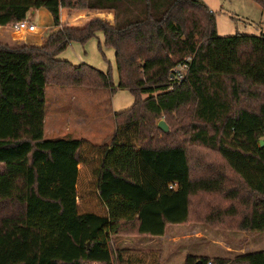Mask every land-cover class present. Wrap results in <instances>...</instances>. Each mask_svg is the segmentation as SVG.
Returning <instances> with one entry per match:
<instances>
[{
    "label": "trees",
    "instance_id": "16d2710c",
    "mask_svg": "<svg viewBox=\"0 0 264 264\" xmlns=\"http://www.w3.org/2000/svg\"><path fill=\"white\" fill-rule=\"evenodd\" d=\"M39 8L53 23L40 46L0 43V264H161L160 249L112 238L169 225L264 233V35L218 36L202 0H0V26ZM61 9L112 10L114 23L63 24ZM98 32L117 85L110 69L56 57ZM49 84L125 90L133 104L113 115L108 144L46 140ZM208 262L264 264V250L184 259Z\"/></svg>",
    "mask_w": 264,
    "mask_h": 264
},
{
    "label": "rangeland",
    "instance_id": "374dc122",
    "mask_svg": "<svg viewBox=\"0 0 264 264\" xmlns=\"http://www.w3.org/2000/svg\"><path fill=\"white\" fill-rule=\"evenodd\" d=\"M207 7L214 13L215 16V28L216 33L220 37L234 36L236 34H245L253 36L264 35V16L261 8L253 0H202ZM64 10V9H63ZM61 17V23L72 24L80 23L81 21L88 20L92 17H99L109 24L114 23V12L112 10H82L80 12L70 11ZM61 11V10H60ZM32 17V23L40 25L42 28L50 25L51 17L46 10L36 11L35 14H28ZM63 19V20H62ZM50 27V26H49ZM12 34L13 40H20L21 38L31 36L33 37V43L27 45H38L44 41L48 33L52 28L44 29L42 36L41 28L37 27L34 33L16 32L12 29L5 28ZM43 30V29H42ZM43 37V40H39ZM99 40L102 41L101 34H97L95 37L89 39L85 44L79 42H71L69 46L62 51L61 60H67L74 65L86 63L90 66L95 67L98 70H111V74L115 73V62H114V50L111 47L103 46L102 42V53L98 49ZM103 72V71H102ZM116 81V77H115ZM89 90V91H88ZM83 91V92H82ZM102 93V99L99 104H95V107L91 106L87 108L89 101L86 99L84 93ZM109 90L106 89H92L83 86H60L49 84L45 88V115L48 126L58 125L60 132L67 134L65 138L79 137L81 134L87 135V133H81L89 131V129L81 127L83 123L82 119H76L74 122L71 121L74 111L80 113L83 119L87 114V109L90 116V122L94 123L95 127L91 131L102 134L105 138H93L90 139L93 144H100V141H105L103 144L109 143L111 138L109 135L114 133L115 125L113 116L109 119L108 111L105 107L109 104ZM146 97L143 95L142 98ZM96 102V100H95ZM132 103V95L129 92H121L117 96V106L119 108H128ZM251 105V103H249ZM93 107V108H92ZM91 111L95 110L92 115ZM101 111V113L99 112ZM54 114L55 120L52 119ZM49 119V120H48ZM86 120V119H85ZM165 118L162 117L155 121L157 122ZM102 121V123H101ZM89 123V122H87ZM167 124V123H166ZM168 126V131H169ZM73 130V131H72ZM77 130L81 131L80 133ZM44 139L49 140L48 129ZM164 132V131H163ZM89 134V133H88ZM100 136V135H96ZM108 136V137H107ZM108 138V139H106ZM55 140V139H54ZM156 145L165 144L169 141L164 136L157 133L154 138ZM241 235H235V234ZM165 236L160 239H155L150 242L147 237L143 236H123L117 235L112 238L113 247L123 248H155L160 249L162 253L161 264H182L180 258L176 257L173 260V256H184L186 252L199 253L202 250L211 251L212 256H223L221 255V246L223 243H228L233 248H246L247 251L256 252L264 250V233H253L248 234L244 232H230L227 233L222 230L213 229L211 227L202 224H184V225H171L167 227ZM225 246V245H224ZM229 258L234 257V254L228 256Z\"/></svg>",
    "mask_w": 264,
    "mask_h": 264
},
{
    "label": "crops",
    "instance_id": "0c3cea01",
    "mask_svg": "<svg viewBox=\"0 0 264 264\" xmlns=\"http://www.w3.org/2000/svg\"><path fill=\"white\" fill-rule=\"evenodd\" d=\"M39 10H45L44 8H39V9H32V10H30V12L29 13H31V14H35V12L36 11H39ZM47 11V10H46ZM67 12V10H63V9H61V11H60V14H61V17L65 14ZM48 13V12H47ZM49 14V13H48ZM50 17H51V15H50ZM63 18V17H62ZM27 19L29 20V21H31V22H33L32 21V17H29V16H27ZM63 20V19H62ZM51 22H52V17H51ZM50 26V27H49ZM37 27L38 28H41L40 30L42 31V36H44L43 35V32H44V29L46 30V28L48 27L49 29L50 28H52L53 27V23H50V25H48L47 27H41L40 25H37ZM5 28H9V29H11L9 26H0V43H2V44H5V45H8V46H11V47H15V46H23V45H27V44H29V43H33L32 41H34V39H33V37H31V36H27V37H25L24 36V38H21L20 40H13V35L11 34L10 35V33L7 31V29H5ZM43 29V30H42ZM97 34H101V38H102V41H100L99 40V44H101V42L103 43V34L101 33V32H98ZM96 34V35H97ZM45 37V36H44ZM39 40H43V37L42 38H40ZM43 42H41V43H38L39 45H41ZM37 45V44H36ZM113 49V48H112ZM114 50V49H113ZM62 53V52H61ZM61 53H59L56 57L58 58V59H62L61 58ZM114 62H115V51H114ZM74 65V64H73ZM115 67H116V65H115ZM101 71H103V72H106V71H104L103 69L101 70ZM115 77H116V81H115ZM112 78H113V82H114V84L115 85H117V82H118V73H117V68H115V73H114V75H112ZM89 91V90H88ZM83 92V91H82ZM121 92H128V91H125V90H118V91H116L115 93H113V94H111L110 92V94H109V104L105 107V109L108 111V115H109V119L111 120V116H113L114 114H116V113H118V112H120V111H122V110H125V109H127V108H125V109H123V108H119L120 106H117V96H118V94L119 93H121ZM102 93H97L96 94V92H94V93H91V94H89V93H84V95H86V99L89 101V103H88V105L89 106H87V108L88 109H90L91 108V106H93V107H95V104H99L100 102H102L101 101V99H102V96L103 95H101ZM95 100H96V102H95ZM131 102H129V104H130ZM133 104V97H132V103H131V105ZM130 105V106H131ZM129 106V107H130ZM92 107V108H93ZM128 107V108H129ZM88 109H87V114L85 115V119H83V117L81 116V114L80 113H82L81 111L80 112H77V111H74V115H72V119H71V121L72 122H74V120L76 119V122L78 123V119H82L83 120V123L81 124V125H79V126H81V127H84V128H87V129H89V131H86V132H81V131H79V130H77V132H81V133H87V135H85V134H81V136H79V137H74V138H65V137H67V134H63V135H61L62 133L60 132V127H61V125L60 126H58V125H49L48 126V121L46 122V115L44 114V131H43V137H45L46 136V131L45 130H47L48 129V137H51L49 140H57V139H65V140H75V139H84V140H87V141H89L90 143H92L93 144V142H91V140L90 139H93V138H96V137H99V138H102L103 139V137L105 138V136L103 135V133L102 134H97V132H92L91 131V129L93 130L94 129V127H95V125H94V123H92V122H90V116H89V112H88ZM90 112H91V114L93 115L94 113H95V110H93V111H91L90 110ZM100 113H101V111H99ZM83 114V113H82ZM52 119H54L55 120V117H54V114L52 115ZM49 120V119H48ZM87 122H89V123H87ZM101 123H102V121H101ZM95 130V129H94ZM73 131V130H72ZM89 133V134H88ZM96 135H100V136H96ZM110 136V138H111V135H109ZM108 137V136H107ZM106 139H108V138H106ZM105 141H100V144H103ZM100 144H95V145H100ZM106 144H108V143H106ZM181 225H184V224H181ZM191 225V224H190ZM169 226H171V225H169ZM169 226H167V227H169ZM188 226H189V224H188ZM167 227H166V229H167ZM223 231V230H222ZM225 232H227V233H230V232H235V231H225ZM165 233H166V230H165ZM231 234H235V233H231ZM246 234V233H245ZM249 234V233H248ZM235 235H241V234H235ZM165 236V235H164ZM164 236H161V237H155V238H152V237H147V239L148 240H150V242H152V241H154L155 239H160V238H163ZM223 245L221 246V248H223L224 249V251L222 250V254L221 255H223V256H212L211 255V251H208V250H202V251H200L199 253H189V252H186V254L184 255V256H180V255H178V256H173V260L176 258V257H178V258H180V259H182L181 261V263L182 264H184V259H185V257L187 256V255H196V256H208V257H223V258H229L228 256L230 255H232V254H234V256L235 255H239V254H245V253H248V252H251V251H247V249L246 248H233L232 246H230L228 243L226 244V243H223V242H221ZM225 245V246H224ZM146 248V247H145Z\"/></svg>",
    "mask_w": 264,
    "mask_h": 264
},
{
    "label": "built area",
    "instance_id": "2783aa9c",
    "mask_svg": "<svg viewBox=\"0 0 264 264\" xmlns=\"http://www.w3.org/2000/svg\"><path fill=\"white\" fill-rule=\"evenodd\" d=\"M10 28L16 32L24 31L25 33H34L37 30V25L29 21L28 19H24L12 25ZM187 69H188L187 64L180 65L175 69L178 81H180L183 78ZM208 264H210V262H208Z\"/></svg>",
    "mask_w": 264,
    "mask_h": 264
},
{
    "label": "water",
    "instance_id": "95a60500",
    "mask_svg": "<svg viewBox=\"0 0 264 264\" xmlns=\"http://www.w3.org/2000/svg\"><path fill=\"white\" fill-rule=\"evenodd\" d=\"M157 127L160 128L164 132H168V126L163 120H159L157 123ZM260 146L264 145V141L260 140L259 141Z\"/></svg>",
    "mask_w": 264,
    "mask_h": 264
}]
</instances>
